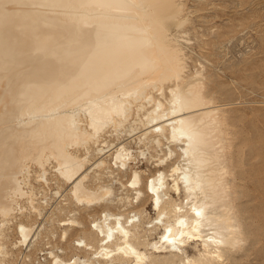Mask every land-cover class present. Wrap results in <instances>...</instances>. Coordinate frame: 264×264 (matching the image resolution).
Here are the masks:
<instances>
[{
  "label": "bare ground",
  "instance_id": "6f19581e",
  "mask_svg": "<svg viewBox=\"0 0 264 264\" xmlns=\"http://www.w3.org/2000/svg\"><path fill=\"white\" fill-rule=\"evenodd\" d=\"M182 5L181 0H0V264L10 253L5 244L10 218L41 214L29 183L31 170L49 186L51 165L70 184L76 202H106L110 185L86 183L90 150L94 146V165H101L109 150L99 145L101 133L108 126L116 131L140 111L156 147L162 138L166 156L175 153L171 144L179 150L180 159L168 172L171 184L162 169L144 183L133 170L127 183L134 201L143 195L142 187L150 194L156 215L144 228L159 226L157 238L141 237L140 248L143 234L135 228L143 217L136 211L125 220L105 210L91 223L95 231L90 232L101 236L97 246L83 237L74 243L91 249V257L63 259L47 247L41 254L48 261L35 262L31 256L43 250L32 243L38 231L20 220L12 243L21 247L19 259L10 264H100L99 259L107 264H222L235 251L240 230L216 135L222 118L210 106L201 72L186 79ZM165 88L167 105L153 95L155 90L165 97ZM125 149L122 144L112 153L117 168L134 159ZM24 198L28 206L21 203ZM73 223L68 217L59 224Z\"/></svg>",
  "mask_w": 264,
  "mask_h": 264
},
{
  "label": "rangeland",
  "instance_id": "374dc122",
  "mask_svg": "<svg viewBox=\"0 0 264 264\" xmlns=\"http://www.w3.org/2000/svg\"><path fill=\"white\" fill-rule=\"evenodd\" d=\"M181 2L183 4L181 17L187 18V20L184 18L185 22L180 28L186 39L181 42L183 53L181 56L186 59L183 58V61L187 66L186 79L196 71L201 72L200 77L204 78L201 80L208 90L210 106L219 109L214 108L217 110L216 115H219L218 119L220 115L222 118L216 134L217 144L221 150V158L226 162H224L228 174L226 185L227 188L230 186L227 193L231 196L230 204L233 205L235 222L239 224L240 230L237 248L232 254L225 256L222 264H264V0H181ZM153 95L155 99H163L161 101L167 105L166 88L165 97H160L155 90ZM141 112L136 116L132 114L122 126L115 129L116 131L110 126L104 129L99 145L103 144V147L109 150L102 155L101 165H94V160L98 156L92 151L94 146L90 150V159L86 164V168L90 169V177L86 183L92 188L98 184L110 185L112 192L106 202L101 201L94 205L76 202L70 195V184L65 183L53 171L51 165L47 167L49 186L36 178L35 172L31 170L29 183L33 186L35 203L40 207L41 214L38 216L34 212H24L23 215L17 214L10 218L5 225L8 236L5 244L12 254L9 253L2 264H10L19 259L18 248L21 247H13L12 243L17 239L16 224L20 220L33 223L34 230L38 231L32 243L43 250L36 251L31 256L30 261L35 262L44 257V260L41 259L42 262L48 261L49 257L41 254L47 247H50L47 252L53 250L63 259H69L74 254L91 257V249L85 250L74 243L79 237H83L87 243L97 246L98 238L101 236L96 232L94 233L96 235L92 233L94 229L91 223L105 210L120 213L126 216H123L125 220L136 211V214L139 213L143 217V219L140 217L142 222L137 224L139 227L135 228L139 235L143 234L139 238L140 241L138 240L140 248H144L146 239L157 238L161 231L159 226L150 230L144 228L148 219L156 215L152 209L150 194L142 187L144 192L141 195L142 199L140 197L134 201V190L127 186V183L132 177L133 170L140 173L144 183L148 176L162 169L167 176V182L171 184L168 172L170 165L179 161V150L171 144V149L176 148L175 153L166 156L168 144L162 138L161 146L156 147L152 140L154 133L145 131L146 125L144 119H141ZM122 144L126 148L125 151L134 156L124 169L117 168L112 163V153ZM220 146H224V149ZM79 152L82 154L84 149L80 148ZM161 158L166 159L162 164L156 165ZM171 191L172 197L176 198L175 193ZM180 198L183 199V194ZM21 203L28 206L25 198ZM68 217L75 219L77 224H59L60 221H67ZM62 230H66L64 237ZM90 235H94V239ZM141 237L145 241L141 240ZM27 242H30V239L22 244L23 248ZM95 245L93 246L96 247ZM162 254L160 255L162 258L170 257ZM173 259L175 258H172V262H178V258ZM99 261L100 264H107L102 259ZM126 263L129 264V262L124 264Z\"/></svg>",
  "mask_w": 264,
  "mask_h": 264
},
{
  "label": "snow or ice",
  "instance_id": "6c2138e0",
  "mask_svg": "<svg viewBox=\"0 0 264 264\" xmlns=\"http://www.w3.org/2000/svg\"><path fill=\"white\" fill-rule=\"evenodd\" d=\"M197 215H199V213H197ZM165 239H167V237H165Z\"/></svg>",
  "mask_w": 264,
  "mask_h": 264
}]
</instances>
